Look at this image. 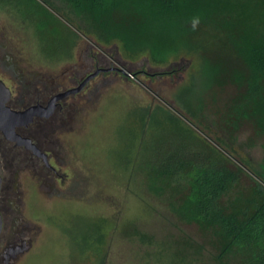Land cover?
Returning <instances> with one entry per match:
<instances>
[{
    "label": "rangeland",
    "instance_id": "obj_1",
    "mask_svg": "<svg viewBox=\"0 0 264 264\" xmlns=\"http://www.w3.org/2000/svg\"><path fill=\"white\" fill-rule=\"evenodd\" d=\"M44 1L58 20L40 37L39 17L0 0V79L13 101L22 91L18 74L68 88L96 69L112 70L71 95L58 122L30 129L55 156L54 172L0 134L3 186L13 192L17 228L31 241L18 264H213L211 235L179 221L149 193L146 172L160 154L184 144L220 153L241 170L234 192H248L255 182L264 186V134L249 122L236 132L219 122L200 87L197 53L162 65L146 54L129 58L117 43L102 46L85 35L84 22L63 1ZM199 33L207 39L216 31ZM185 87L192 112L177 98ZM201 96L207 104L198 110Z\"/></svg>",
    "mask_w": 264,
    "mask_h": 264
},
{
    "label": "trees",
    "instance_id": "obj_2",
    "mask_svg": "<svg viewBox=\"0 0 264 264\" xmlns=\"http://www.w3.org/2000/svg\"><path fill=\"white\" fill-rule=\"evenodd\" d=\"M6 1L39 17L40 37L54 30L49 25L58 19L44 0ZM61 1L84 22L85 35L102 46L117 43L129 58L146 54L162 65L197 53L200 87L219 122L231 132L249 122L264 134V0ZM201 27L216 34L203 39ZM189 94L185 87L177 98L192 112ZM206 104L201 96L196 109ZM240 175L220 153L179 144L151 163L146 189L179 221L211 235L213 264H264V186L255 182L248 192H234Z\"/></svg>",
    "mask_w": 264,
    "mask_h": 264
},
{
    "label": "flooded vegetation",
    "instance_id": "obj_3",
    "mask_svg": "<svg viewBox=\"0 0 264 264\" xmlns=\"http://www.w3.org/2000/svg\"><path fill=\"white\" fill-rule=\"evenodd\" d=\"M18 76V81L21 84L22 91L20 92L19 97L16 98V101H13L12 92L10 91V99L8 101V105L14 110H25L26 108L37 104L45 106L54 96L71 88H65L60 84H54L53 79L51 80V85L46 86L44 85V81L42 79L39 78L36 81V75H31V73L25 75L18 74ZM79 82L76 83V85L79 84ZM26 95L33 96V100L26 102ZM69 97H71V95L56 102L54 111L50 117H36L27 126L16 129L17 133L21 137L29 138L31 142L34 143L35 146L40 150V152L46 155L48 164H46L42 158L35 156L30 150L25 149L23 146H16L14 143L9 142L15 149L27 153L30 158L39 165L42 171L45 170L47 172H54L55 169L50 164V161L55 162L56 158L54 155H50L49 151L41 148L40 144H38L37 141L32 137V132L30 129L33 127V125L50 123L52 120H54L56 123L59 121V119L63 118L62 114L66 111L68 104L67 99ZM57 114H59V116ZM38 128L40 129L39 126ZM0 191V215L2 219V229L0 231V264H18L22 256L30 251L31 241L26 238L23 228H17L20 222L16 219V213L11 212L12 202L14 200L12 195L13 192L7 187L3 186V182H1Z\"/></svg>",
    "mask_w": 264,
    "mask_h": 264
},
{
    "label": "water",
    "instance_id": "obj_4",
    "mask_svg": "<svg viewBox=\"0 0 264 264\" xmlns=\"http://www.w3.org/2000/svg\"><path fill=\"white\" fill-rule=\"evenodd\" d=\"M112 69L99 68L86 75L76 86L67 89L65 92L54 96L45 106L37 104L32 105L25 110H14L8 105L10 99V90L0 80V134L8 141L14 143L16 146H23L25 149L30 150L35 156L44 160L46 164V155L41 153L40 150L31 142L29 138L21 137L16 129L25 127L32 122L36 117H50L54 111L55 104L59 100L79 93L87 85L89 81L95 78L101 72H107ZM1 175H0V188H1ZM2 229V219L0 215V231Z\"/></svg>",
    "mask_w": 264,
    "mask_h": 264
}]
</instances>
